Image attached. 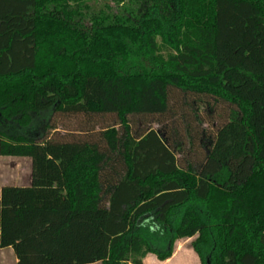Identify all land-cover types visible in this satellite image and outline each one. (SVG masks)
Returning <instances> with one entry per match:
<instances>
[{"label": "trees", "instance_id": "trees-1", "mask_svg": "<svg viewBox=\"0 0 264 264\" xmlns=\"http://www.w3.org/2000/svg\"><path fill=\"white\" fill-rule=\"evenodd\" d=\"M0 156L17 264H264V0H0Z\"/></svg>", "mask_w": 264, "mask_h": 264}, {"label": "rangeland", "instance_id": "rangeland-1", "mask_svg": "<svg viewBox=\"0 0 264 264\" xmlns=\"http://www.w3.org/2000/svg\"><path fill=\"white\" fill-rule=\"evenodd\" d=\"M163 54H167L163 52ZM205 118L207 114L203 112ZM81 121L77 118L60 117L57 120L58 131L64 135L67 129L71 132L80 127ZM172 124V122H170ZM138 125V126H137ZM165 124H158L156 119H148L144 124H133L134 130L139 129H153L159 131ZM206 127V125H204ZM72 134V133H70ZM78 136L77 133H74ZM28 158H12L0 156V186L3 184L6 186L17 185L16 182H21L28 175L29 161ZM11 184V185H10ZM198 235L193 238H179L171 239L166 238L162 241L161 245L157 247L159 252L168 251L170 257L161 261L157 255L149 254L146 259V264H212L211 256L207 255L203 259L196 252L194 245L198 240ZM16 257L11 249L0 250V264H15ZM101 264V263H99Z\"/></svg>", "mask_w": 264, "mask_h": 264}, {"label": "crops", "instance_id": "crops-1", "mask_svg": "<svg viewBox=\"0 0 264 264\" xmlns=\"http://www.w3.org/2000/svg\"><path fill=\"white\" fill-rule=\"evenodd\" d=\"M29 161L30 162H29V168H28V175L25 177V179L22 180V183L21 182H16L17 185H13V186H17V187H28V186L31 185V180H32V163H31V160H29ZM5 186L6 185H4V184L2 186H0V197H1V190ZM146 262H147V259L144 260V264H146ZM15 264H17V260H15Z\"/></svg>", "mask_w": 264, "mask_h": 264}]
</instances>
